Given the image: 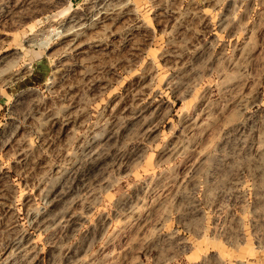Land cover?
I'll use <instances>...</instances> for the list:
<instances>
[{"label": "rangeland", "instance_id": "rangeland-1", "mask_svg": "<svg viewBox=\"0 0 264 264\" xmlns=\"http://www.w3.org/2000/svg\"><path fill=\"white\" fill-rule=\"evenodd\" d=\"M0 264H264V0H0Z\"/></svg>", "mask_w": 264, "mask_h": 264}, {"label": "crops", "instance_id": "crops-1", "mask_svg": "<svg viewBox=\"0 0 264 264\" xmlns=\"http://www.w3.org/2000/svg\"><path fill=\"white\" fill-rule=\"evenodd\" d=\"M177 256H180L179 253L177 254ZM105 257H107V253L105 254Z\"/></svg>", "mask_w": 264, "mask_h": 264}, {"label": "bare ground", "instance_id": "bare-ground-1", "mask_svg": "<svg viewBox=\"0 0 264 264\" xmlns=\"http://www.w3.org/2000/svg\"><path fill=\"white\" fill-rule=\"evenodd\" d=\"M82 33V32H81Z\"/></svg>", "mask_w": 264, "mask_h": 264}]
</instances>
